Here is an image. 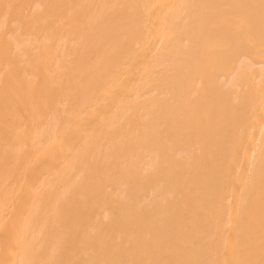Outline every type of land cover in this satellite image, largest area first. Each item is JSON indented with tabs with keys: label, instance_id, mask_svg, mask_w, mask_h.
<instances>
[{
	"label": "bare ground",
	"instance_id": "6f19581e",
	"mask_svg": "<svg viewBox=\"0 0 264 264\" xmlns=\"http://www.w3.org/2000/svg\"><path fill=\"white\" fill-rule=\"evenodd\" d=\"M0 264H264V0H0Z\"/></svg>",
	"mask_w": 264,
	"mask_h": 264
}]
</instances>
